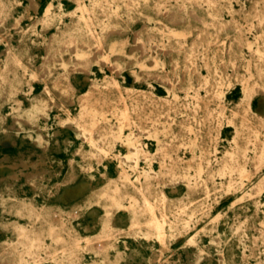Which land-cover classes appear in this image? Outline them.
Returning a JSON list of instances; mask_svg holds the SVG:
<instances>
[{"label":"rangeland","instance_id":"1","mask_svg":"<svg viewBox=\"0 0 264 264\" xmlns=\"http://www.w3.org/2000/svg\"><path fill=\"white\" fill-rule=\"evenodd\" d=\"M93 83L91 143L72 119ZM125 104L153 155L115 192ZM145 198L163 244L150 213L129 227ZM0 264H264V0H0Z\"/></svg>","mask_w":264,"mask_h":264},{"label":"bare ground","instance_id":"2","mask_svg":"<svg viewBox=\"0 0 264 264\" xmlns=\"http://www.w3.org/2000/svg\"><path fill=\"white\" fill-rule=\"evenodd\" d=\"M79 6L82 7L80 2H79ZM114 81H115V85L117 89L119 91H122V87L117 82V80L114 79ZM96 87H97V84L93 83L91 88L88 91L82 93L79 96L78 101H79L81 109H80L79 115L72 119L74 123L76 124L78 131L81 133L82 137L84 139H90L91 143H93L96 139V130L100 124L99 116H98L100 112L98 109H96L97 108L96 104L98 103V100L97 99L94 100L93 98ZM246 97L248 98V100L251 99V95L249 93L246 94ZM249 108H251L250 105H249ZM122 114H123V125L120 126V130L118 132L115 131V127L113 126V124L110 123L109 126L106 125L108 127L107 129L108 132H106V134L112 136L114 140H116V138H120L122 142L128 147V152L117 154V156L119 157L118 159L119 164H120L119 166L121 167L124 166V170L121 172L118 178L111 179V182L115 181V187H114L115 192H118L119 190V185L116 184V181L120 179L130 178L129 171L127 168H125L126 164H130L133 167H138L140 164V160L148 161L152 159V155H153L149 150L146 149L145 144H144V138H143L144 135L148 134V132L149 133L151 132L150 131L151 129H148L144 126L143 127L138 126L136 130H134L132 127L133 126L132 117L130 116V113H129V110L126 104L122 111ZM247 120L248 119L246 115H244L242 117V123L245 124ZM127 127L130 129V132L126 134L125 129ZM164 128L166 129V126ZM161 132H163L162 129L158 127L154 128L155 136L157 137L159 141H160L159 138H160ZM237 143L238 142L235 140V144ZM99 149H100L101 154L106 151L104 150L102 145H99ZM158 150H159V153L161 154V159H164L167 156L169 157V163L163 165L164 170L162 172L171 173L173 175L177 174L179 171V168H181L182 163H179L180 161L177 160L176 157H172L169 154V150L167 146L161 145L158 148ZM99 155L100 153L90 154V156H99ZM191 161L192 160L189 159V160H186L185 162L186 164L190 165ZM261 163H262V159L257 158L254 161V167L258 168L261 165ZM202 170H203V166H199V172H201ZM142 173L146 175V177H153L157 183L162 182V178L159 172H157L153 168V166H151V163L149 164L147 168H144L142 170ZM110 184L106 187L105 192H104V194L108 195L111 199V206L107 212V217L105 218V221L103 224L104 230L112 229V224H113L112 221H113L114 213L117 210L124 207L122 205V195L120 193H115V194L109 193V189L111 188ZM161 193L164 198L167 197L165 191L162 190ZM140 213H150L151 217L149 218L147 222L148 229L146 233L156 235L159 241L163 244L166 238V229H165L166 219H160L158 216L154 215V205L151 204L145 198V207L143 210L140 211V210L134 209L133 211H131V224L129 225V227H131L132 229L138 224V216ZM57 220L62 222V220L59 218H57ZM117 230L121 231L122 228H117ZM164 249L165 248L162 247V250Z\"/></svg>","mask_w":264,"mask_h":264}]
</instances>
